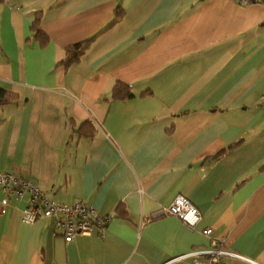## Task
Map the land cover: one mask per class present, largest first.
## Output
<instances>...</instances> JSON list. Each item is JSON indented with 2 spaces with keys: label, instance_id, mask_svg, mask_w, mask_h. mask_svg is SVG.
Returning a JSON list of instances; mask_svg holds the SVG:
<instances>
[{
  "label": "crops",
  "instance_id": "0c3cea01",
  "mask_svg": "<svg viewBox=\"0 0 264 264\" xmlns=\"http://www.w3.org/2000/svg\"><path fill=\"white\" fill-rule=\"evenodd\" d=\"M0 88L18 94L0 108V171L111 216L67 242L10 193L0 264H193L175 258L213 239L254 262L223 264H264V3L4 0ZM178 195L193 230L161 212Z\"/></svg>",
  "mask_w": 264,
  "mask_h": 264
},
{
  "label": "built area",
  "instance_id": "2783aa9c",
  "mask_svg": "<svg viewBox=\"0 0 264 264\" xmlns=\"http://www.w3.org/2000/svg\"><path fill=\"white\" fill-rule=\"evenodd\" d=\"M235 1L240 4L264 3V0ZM0 189L4 194L0 198V213L6 211L10 193L22 197L24 190H27L29 197L22 211V221L32 223L37 218H51L54 229L60 232L67 242L78 236H88L94 229L101 231L111 219V216L99 213L93 206L82 201L62 203L52 200L32 180L23 179L8 172L0 171ZM161 212L178 217L191 230L195 229L201 218L198 208L182 195L176 196L168 206L162 208ZM201 232L210 236L212 229L205 227ZM200 256L204 259L200 260ZM184 257H190L193 264H223L224 257L240 258L254 263L253 260L239 253L222 248L221 241L217 239H213L211 244L205 248L189 251L175 259ZM167 262L169 261L163 264Z\"/></svg>",
  "mask_w": 264,
  "mask_h": 264
},
{
  "label": "trees",
  "instance_id": "16d2710c",
  "mask_svg": "<svg viewBox=\"0 0 264 264\" xmlns=\"http://www.w3.org/2000/svg\"><path fill=\"white\" fill-rule=\"evenodd\" d=\"M3 2L4 0H0V4H2ZM38 21L39 19L36 18L33 28L35 34L39 36L40 30L37 27ZM90 40L91 38H87L73 45H69L66 48L65 58L62 61V65L68 67L71 64L77 62L80 59L81 55L84 53L85 49L87 48ZM113 96L121 99L131 96L130 86L122 83H116L113 89ZM17 100L18 94L16 92L0 88V108L3 105L14 103ZM124 211L125 210L123 209V211L121 210V212L119 213L124 215Z\"/></svg>",
  "mask_w": 264,
  "mask_h": 264
}]
</instances>
